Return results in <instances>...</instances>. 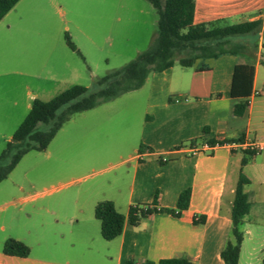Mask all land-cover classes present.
<instances>
[{
	"label": "crops",
	"instance_id": "crops-1",
	"mask_svg": "<svg viewBox=\"0 0 264 264\" xmlns=\"http://www.w3.org/2000/svg\"><path fill=\"white\" fill-rule=\"evenodd\" d=\"M9 12L0 21V42L15 33L11 25L1 27ZM263 18L264 0H194L193 24L213 21L238 24ZM202 63L208 70L197 72L196 62L191 68H183L185 71L177 70V74L174 66L151 73L140 89L125 94L128 101H139L143 108L136 131L138 143L131 152L117 156L118 173L103 189L104 197L88 204L77 199L47 202L40 209L53 218L54 224H61L62 231L54 236L60 242L57 240L59 243L52 246L37 245L38 253L30 251L26 258L0 252V264H126L127 261L156 264L168 259L223 264L220 253L232 240L230 211L239 173L248 180L243 191L250 208L240 228L238 264H261L264 258V36L259 37L255 51L246 50L236 56L224 55ZM236 65L254 68L252 94L246 112L240 117L232 114L230 98ZM37 96L29 94L31 101L25 106L26 114L32 101L40 100ZM208 140L259 143L262 150L249 156L243 148L223 145L211 151L191 152L192 147L199 149ZM237 154L240 155L238 174L232 182L228 170ZM243 159L246 163L241 166ZM185 190L190 192L189 203L179 217L153 214L141 219L136 227L125 222L120 236L114 240L102 239L93 213L98 202L110 201L119 214L126 216L130 207H151L156 196L157 208L175 210L178 196ZM120 208L125 211H119ZM200 217L204 223L193 225ZM54 253L63 256V260L57 261Z\"/></svg>",
	"mask_w": 264,
	"mask_h": 264
},
{
	"label": "rangeland",
	"instance_id": "rangeland-1",
	"mask_svg": "<svg viewBox=\"0 0 264 264\" xmlns=\"http://www.w3.org/2000/svg\"><path fill=\"white\" fill-rule=\"evenodd\" d=\"M156 20L146 0H21L1 22L15 33L0 42V153L26 114L29 94L47 101L74 85L93 91L99 78L153 44ZM65 34L77 51L65 45ZM177 70L185 71L175 61L174 74ZM142 109L139 101L121 95L72 115L45 150L22 157L0 182V252L8 239L32 254L38 253L37 245L60 242L54 236L61 224L40 207L104 197L103 189L118 173L117 156L137 146ZM239 158L229 165L232 182Z\"/></svg>",
	"mask_w": 264,
	"mask_h": 264
},
{
	"label": "trees",
	"instance_id": "trees-1",
	"mask_svg": "<svg viewBox=\"0 0 264 264\" xmlns=\"http://www.w3.org/2000/svg\"><path fill=\"white\" fill-rule=\"evenodd\" d=\"M20 0H0V21ZM157 15V36L153 44L132 61L99 78L95 89L74 85L47 102L34 99L31 108L11 136L5 149L0 153V182L15 168L22 157L30 151L40 152L47 148L62 125L77 113L86 112L108 103L129 92L140 89L151 73H160L174 66L175 61L182 68L195 65L197 72L208 67L202 62L215 60L224 55L236 56L246 50L255 51L259 37L264 36V18L250 22L224 25L219 21L193 24L194 0H146ZM65 42L72 51H77L65 34ZM264 65V63H263ZM254 68L252 65H236L233 69L230 98L232 114L242 116L248 107L252 94ZM41 125L44 128L39 129ZM206 134V131H203ZM194 141L190 145H194ZM208 146L220 147L230 142L205 141ZM241 143V142H240ZM249 156L254 152L245 150ZM246 160L241 161V166ZM163 164V162H161ZM248 180L239 173L234 190L230 220L231 241L220 253L223 264H238L242 233V220L249 212L250 205L243 187ZM189 190L178 196L175 210L156 207V196L151 207L134 206L127 215L119 214L112 202L102 201L94 207V218L99 222L103 240L111 241L120 236L125 222L136 227L139 221L153 214L166 213L179 217L189 203ZM200 217L193 225H202ZM30 250L22 243L8 239L4 242L2 254L26 258ZM126 264H133L127 261ZM146 264H154L147 262ZM156 264H192L185 259L160 260ZM264 264V258L261 262Z\"/></svg>",
	"mask_w": 264,
	"mask_h": 264
},
{
	"label": "built area",
	"instance_id": "built-area-1",
	"mask_svg": "<svg viewBox=\"0 0 264 264\" xmlns=\"http://www.w3.org/2000/svg\"><path fill=\"white\" fill-rule=\"evenodd\" d=\"M225 145H230L231 148L236 149V148H243V150H248L252 151L254 153H259L262 150V145L259 143H246V144H225ZM220 147L218 144H215L214 146H208L206 143H202L201 146L198 148L192 147L191 152L196 153L199 151H211L214 150L215 148Z\"/></svg>",
	"mask_w": 264,
	"mask_h": 264
}]
</instances>
